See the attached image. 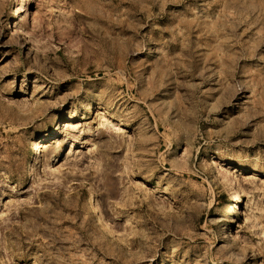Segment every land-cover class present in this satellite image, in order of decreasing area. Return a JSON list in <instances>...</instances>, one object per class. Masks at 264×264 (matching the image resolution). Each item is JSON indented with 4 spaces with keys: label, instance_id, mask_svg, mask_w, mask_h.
Masks as SVG:
<instances>
[{
    "label": "rangeland",
    "instance_id": "obj_1",
    "mask_svg": "<svg viewBox=\"0 0 264 264\" xmlns=\"http://www.w3.org/2000/svg\"><path fill=\"white\" fill-rule=\"evenodd\" d=\"M0 264H264V0H0Z\"/></svg>",
    "mask_w": 264,
    "mask_h": 264
},
{
    "label": "bare ground",
    "instance_id": "obj_2",
    "mask_svg": "<svg viewBox=\"0 0 264 264\" xmlns=\"http://www.w3.org/2000/svg\"><path fill=\"white\" fill-rule=\"evenodd\" d=\"M36 81V80H35ZM34 81V82H35ZM37 84L33 83L32 86H36ZM62 111V110H61ZM63 112V111H62ZM71 118V117H70ZM62 149V148H61ZM61 152V151H60ZM58 153V152H57ZM64 154V153H63ZM63 155L59 154V157H57L56 163L61 162L60 158H62ZM56 158V156H54L53 160ZM87 201L92 205L93 204V209L95 208V203H94V194L92 192L89 193Z\"/></svg>",
    "mask_w": 264,
    "mask_h": 264
}]
</instances>
